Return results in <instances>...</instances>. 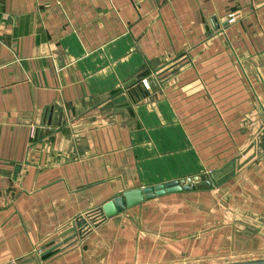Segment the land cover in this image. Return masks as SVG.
<instances>
[{
	"label": "crops",
	"instance_id": "1",
	"mask_svg": "<svg viewBox=\"0 0 264 264\" xmlns=\"http://www.w3.org/2000/svg\"><path fill=\"white\" fill-rule=\"evenodd\" d=\"M258 261L264 0H0V264Z\"/></svg>",
	"mask_w": 264,
	"mask_h": 264
},
{
	"label": "water",
	"instance_id": "2",
	"mask_svg": "<svg viewBox=\"0 0 264 264\" xmlns=\"http://www.w3.org/2000/svg\"><path fill=\"white\" fill-rule=\"evenodd\" d=\"M56 123H58V125H60L62 122L57 120ZM49 124H50V120H49ZM256 146H257V143L256 142L253 143V145L251 146V148L249 149V151L245 155H247ZM241 158H240V160H241ZM254 158H255V156H252L247 161H245L243 164H240L239 166H237V169L241 170L244 166H246ZM213 178H214V180H217L215 175H213ZM200 183H201V178L195 177L192 179L181 180V181L171 182V183H167V184H161V185H158L155 187L135 189V190L126 192L122 196L108 202L107 204H105L103 206V208L99 211L100 223L104 222L107 219L115 217L118 214H121L128 209H131V208L136 207L140 204H143L146 201L153 200L155 198L165 196L168 194L194 191V190H196L197 185ZM208 183H210V182H208ZM67 242L68 241L55 246L54 248H52L51 250L46 252L44 255L51 254V253L55 252L56 250L60 249L64 245H66ZM238 264H264V261L238 263Z\"/></svg>",
	"mask_w": 264,
	"mask_h": 264
},
{
	"label": "rangeland",
	"instance_id": "3",
	"mask_svg": "<svg viewBox=\"0 0 264 264\" xmlns=\"http://www.w3.org/2000/svg\"><path fill=\"white\" fill-rule=\"evenodd\" d=\"M152 81H153V79H152L151 75H149V74H143V76H141L139 78V85H142V87H145L147 90H150L151 89V85H152ZM133 85L134 84H132V86H130L128 88V89H130V94L133 91V89L135 88V85L134 86ZM128 89H126V91ZM127 94L128 93L126 92L125 95L128 96ZM232 174H233L232 172L230 174L227 173L226 176L223 178V180L226 179V178H229L230 175H232ZM94 218H95L94 216H90V217H87L86 219L82 220L81 224H83V225H81V226L89 225V226L93 227L94 226Z\"/></svg>",
	"mask_w": 264,
	"mask_h": 264
},
{
	"label": "built area",
	"instance_id": "4",
	"mask_svg": "<svg viewBox=\"0 0 264 264\" xmlns=\"http://www.w3.org/2000/svg\"><path fill=\"white\" fill-rule=\"evenodd\" d=\"M236 22H237V15L236 14L231 15V17L229 18V24L233 25V24H236ZM94 217H95L94 218V225L100 224L99 214L97 216H94ZM81 228H82V232H81V234H82L84 232L87 233V232L92 231L93 227L86 225V226H83Z\"/></svg>",
	"mask_w": 264,
	"mask_h": 264
}]
</instances>
